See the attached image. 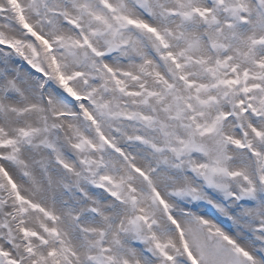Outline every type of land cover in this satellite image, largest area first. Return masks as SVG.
I'll list each match as a JSON object with an SVG mask.
<instances>
[{"label":"snow or ice","instance_id":"obj_1","mask_svg":"<svg viewBox=\"0 0 264 264\" xmlns=\"http://www.w3.org/2000/svg\"><path fill=\"white\" fill-rule=\"evenodd\" d=\"M0 264H264V0H0Z\"/></svg>","mask_w":264,"mask_h":264}]
</instances>
